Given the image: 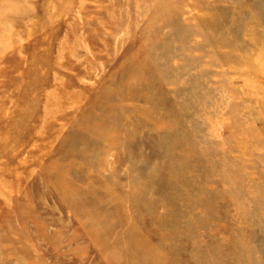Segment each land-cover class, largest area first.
<instances>
[{
  "label": "rangeland",
  "instance_id": "rangeland-1",
  "mask_svg": "<svg viewBox=\"0 0 264 264\" xmlns=\"http://www.w3.org/2000/svg\"><path fill=\"white\" fill-rule=\"evenodd\" d=\"M0 264H264V0H0Z\"/></svg>",
  "mask_w": 264,
  "mask_h": 264
}]
</instances>
